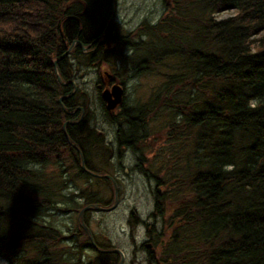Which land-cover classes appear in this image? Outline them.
<instances>
[{
  "label": "trees",
  "instance_id": "trees-1",
  "mask_svg": "<svg viewBox=\"0 0 264 264\" xmlns=\"http://www.w3.org/2000/svg\"><path fill=\"white\" fill-rule=\"evenodd\" d=\"M172 4L156 23L122 34L108 26L112 0H0L6 264H82V256L63 257L57 245L65 235L46 216L61 208L67 160L78 177L112 184L81 165L83 154L87 167L102 173L97 164L110 157L105 138L90 133V98L75 81L83 64L97 66L103 81L101 67L110 60L128 71L151 63L167 70L145 103L124 100L117 111L107 108L101 91L125 83V76L96 82L106 117L125 137L120 143L139 153L156 149L139 154L137 164L158 179L155 210L163 219L159 230L149 228V261L264 264V0ZM225 11L231 14L217 18ZM158 118L167 120L156 136L147 126Z\"/></svg>",
  "mask_w": 264,
  "mask_h": 264
},
{
  "label": "rangeland",
  "instance_id": "rangeland-1",
  "mask_svg": "<svg viewBox=\"0 0 264 264\" xmlns=\"http://www.w3.org/2000/svg\"><path fill=\"white\" fill-rule=\"evenodd\" d=\"M172 3L173 0H115V11L110 26L113 23L116 33L118 31L122 34L137 32L144 22L154 24L165 13L173 11ZM230 14L231 11H225L219 13L217 18H224ZM129 38L135 40L139 39V36H129ZM141 38L149 39L146 35ZM118 67L119 65L113 60L103 64L102 79L108 81V75H116V73H119L120 77L125 76L127 80L124 100L130 105L145 103L164 81L162 74L167 71L161 64L152 63L146 68L139 65L137 70L133 71ZM132 73L139 74L132 76ZM75 81L88 92L90 98L88 103L91 119L88 125L90 133L105 138L106 151L109 152V164L105 165L103 161L102 164H97V168L102 166L104 167H101L102 173H110L115 177L118 182L119 196L117 203H114V185L94 177H78V171L73 169L70 161L67 160L64 167H68L69 170L64 172V184L60 190L62 196H59L57 200L61 208L50 210L46 216L47 222L57 226L65 235L57 246L63 255L65 253L64 258L70 257L74 259L72 261H76V258L82 256V264H118L120 261L118 254L98 251L92 245L89 234L82 226L86 223L97 245L101 248L116 247L124 252L125 258L122 264H153L149 261L148 250L145 248L147 243H151L148 241L150 240L149 228L159 230L163 224L162 215L155 210L154 189L158 186L156 185L158 179L153 175L147 176L137 169L134 149L123 147L124 144L120 143L125 139L120 125L106 117L96 87L97 81H101L100 84L103 83L99 78L98 67L83 64L76 74ZM166 120L167 118L152 120L147 126V131L155 133L162 128ZM158 134L155 133L156 136ZM149 141H154V138ZM150 150L156 149L139 150L140 155L147 153L150 156V153H153ZM117 153L118 155L121 153L120 157H117ZM137 155V164H139L141 156L138 153ZM58 181L62 182L61 179ZM92 198L93 202L106 206L114 203V208L105 211L93 208L86 211L84 223L78 219L79 214L81 209L89 204L86 201ZM73 201L79 203L78 208L74 207L77 204ZM82 228L86 235L82 233ZM0 264H6V262L0 259Z\"/></svg>",
  "mask_w": 264,
  "mask_h": 264
},
{
  "label": "water",
  "instance_id": "water-1",
  "mask_svg": "<svg viewBox=\"0 0 264 264\" xmlns=\"http://www.w3.org/2000/svg\"><path fill=\"white\" fill-rule=\"evenodd\" d=\"M112 5H113V14H112V15L114 16V11H115L114 0H112ZM113 16H112V17H113ZM110 22H111V21H109L108 26L110 25ZM107 28H108V27H107ZM106 30H107V29H106ZM56 62H57V61H56ZM56 62H55V64H56ZM60 79H61V78H60ZM123 93H124V88H123V86L120 85V84H115L111 89L106 88V89L103 91L102 95H103V98L105 99V101H106V103H107V107H108V109H113V108H115L119 103H121V102L123 101ZM64 98H65V97H61L60 100H62V99H64ZM83 166H85V164H84V159H83ZM102 176H104V177H110V175H102ZM113 181H114V184H115V190H116V192H117V191H118L117 184H116V182H115L114 179H113ZM115 199H116V202H117V196L115 197ZM92 207H94L95 209H98V210L103 209V207L100 206L99 204H94ZM113 207H114V206H112L111 208H113ZM89 208H91L90 205L85 206V207L80 211V215L83 216L84 211L87 210V209H89ZM83 225H84L85 229L88 230V227H87L85 224H83ZM92 241H94V240H92ZM93 243L95 244V242H93ZM111 251H118V252H120V253L122 254V259H121V261H120V263H119V264H122L123 259H124V253H123L120 249H117V248L105 250V252H111Z\"/></svg>",
  "mask_w": 264,
  "mask_h": 264
},
{
  "label": "bare ground",
  "instance_id": "bare-ground-1",
  "mask_svg": "<svg viewBox=\"0 0 264 264\" xmlns=\"http://www.w3.org/2000/svg\"><path fill=\"white\" fill-rule=\"evenodd\" d=\"M113 16V15H112ZM112 18V17H111ZM110 21H111V19H110ZM78 43V41H75L74 43H73V46L71 45V47L70 48H72V47H74L76 44ZM70 51V49L68 50V52ZM67 52V53H68ZM72 83H75V81H72ZM67 84V83H66ZM69 96V95H68ZM61 97H65L64 99H66L67 98V96L66 95H64V96H61ZM60 97V98H61ZM64 99H62V100H60V101H63ZM72 113L74 112V111H71ZM82 120V119H81ZM65 125H66V123H65ZM123 146V145H122ZM123 147H125V146H123ZM81 164H82V162H81ZM118 197L119 196V191H117L116 192V190L114 189V197ZM149 241V240H148Z\"/></svg>",
  "mask_w": 264,
  "mask_h": 264
},
{
  "label": "flooded vegetation",
  "instance_id": "flooded-vegetation-1",
  "mask_svg": "<svg viewBox=\"0 0 264 264\" xmlns=\"http://www.w3.org/2000/svg\"><path fill=\"white\" fill-rule=\"evenodd\" d=\"M111 78H112V76H111L109 79H111ZM114 83H115V82H114ZM114 83H112V84H114ZM112 84H111V85H112ZM111 85H110V86H111ZM125 90H126V87H125ZM128 148H129V147H128ZM134 152H135V155H134V156L137 157V160H138V155L136 156V154H137V153L140 154V153H139V152H136V151H134ZM120 155H121V153H119V155H118V153H117V157H120ZM137 160L135 161L136 165H137V163H138ZM156 185H157V183H156ZM146 245H147V246H151V244H148V243H147Z\"/></svg>",
  "mask_w": 264,
  "mask_h": 264
}]
</instances>
